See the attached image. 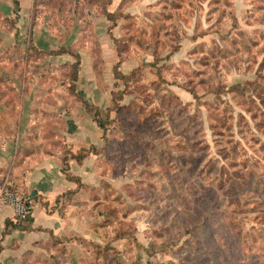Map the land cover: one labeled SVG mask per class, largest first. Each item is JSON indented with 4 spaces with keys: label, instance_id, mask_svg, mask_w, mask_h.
<instances>
[{
    "label": "rangeland",
    "instance_id": "obj_1",
    "mask_svg": "<svg viewBox=\"0 0 264 264\" xmlns=\"http://www.w3.org/2000/svg\"><path fill=\"white\" fill-rule=\"evenodd\" d=\"M152 7L127 22L131 71L102 76L99 62L81 80L100 90L97 118L78 100L88 102L73 64L0 43V130L28 128L39 134L31 152L93 163L69 211L94 236L50 264H264V0ZM78 105L100 135L79 150L63 138ZM18 117L36 123H10Z\"/></svg>",
    "mask_w": 264,
    "mask_h": 264
},
{
    "label": "crops",
    "instance_id": "obj_2",
    "mask_svg": "<svg viewBox=\"0 0 264 264\" xmlns=\"http://www.w3.org/2000/svg\"><path fill=\"white\" fill-rule=\"evenodd\" d=\"M155 1L0 0V43L3 37L6 43L28 41V45L42 53L47 63L56 66H71L75 59L69 52L50 53L61 48L71 50L80 61L76 90L83 92L92 105L102 107L96 84L82 86L81 80L98 76L99 62L102 76L113 75L118 61L115 40L129 36L127 22L140 19L154 8ZM8 23L14 31L10 34L6 30L2 34V29L9 28ZM136 55L124 56L120 73L126 75L131 71L127 61L136 59ZM68 119L71 129L63 138L69 147L79 150L98 144V128L80 105L74 107ZM9 120L11 118L7 123ZM10 123L32 126L36 122L31 117H18ZM38 135L28 128L11 133L0 130V180L9 176L31 200V214L27 220L15 223L9 209L0 213V264H50L57 256H66V253L72 256L79 251V239L92 240L94 236L93 232H87L88 237H83L80 213L69 211L80 205L77 203L81 196L77 194L84 191H78L75 178L87 183L85 178L92 176L93 163L88 164L90 160L87 159L79 166L69 160V169L64 172L60 153L31 152V147L25 146L26 142L38 140ZM89 185L92 187L93 182Z\"/></svg>",
    "mask_w": 264,
    "mask_h": 264
},
{
    "label": "built area",
    "instance_id": "obj_3",
    "mask_svg": "<svg viewBox=\"0 0 264 264\" xmlns=\"http://www.w3.org/2000/svg\"><path fill=\"white\" fill-rule=\"evenodd\" d=\"M6 209L13 212L15 223L26 220L31 214L29 194L19 188L9 176L0 180V213Z\"/></svg>",
    "mask_w": 264,
    "mask_h": 264
},
{
    "label": "trees",
    "instance_id": "obj_4",
    "mask_svg": "<svg viewBox=\"0 0 264 264\" xmlns=\"http://www.w3.org/2000/svg\"><path fill=\"white\" fill-rule=\"evenodd\" d=\"M16 3V2H15ZM17 5V4H15ZM115 47H116V51H117V54H118V61L116 62V64L114 65V68H113V76H115L116 78H124V75L121 74L118 70L119 66L121 65V63L123 62V58H124V51L123 48H124V44L126 43L125 40H115ZM66 52H69L75 59V62L73 63V65L71 66V69L73 71H75V74H74V79L75 80L73 82V84L75 85L76 82H77V78H78V67L80 65V61H79V57L78 55L76 54H73L71 52V50H67L65 48H61L60 50L56 51V52H51L50 55H59V54H62V53H66ZM42 54V53H41ZM74 89V93H76L75 91V87H73ZM78 100L81 102V104L83 105V107L89 112H92L94 114V116L97 118L99 116V110H98V107L94 106V105H91L89 102L85 101L83 98L80 97V95H78ZM100 127H101V124H100ZM71 159V158H70ZM83 156H75L74 160L77 162V163H81L83 161ZM69 160V159H68ZM67 158L64 157L63 158V161L64 163H67L68 162ZM29 219V217L27 218ZM26 219V220H27Z\"/></svg>",
    "mask_w": 264,
    "mask_h": 264
},
{
    "label": "water",
    "instance_id": "obj_5",
    "mask_svg": "<svg viewBox=\"0 0 264 264\" xmlns=\"http://www.w3.org/2000/svg\"><path fill=\"white\" fill-rule=\"evenodd\" d=\"M34 195V194H33Z\"/></svg>",
    "mask_w": 264,
    "mask_h": 264
}]
</instances>
